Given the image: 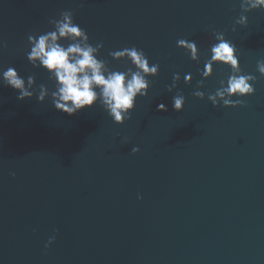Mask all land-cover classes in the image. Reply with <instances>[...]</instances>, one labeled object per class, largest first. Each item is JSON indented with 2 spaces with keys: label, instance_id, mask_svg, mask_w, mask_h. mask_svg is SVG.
Returning a JSON list of instances; mask_svg holds the SVG:
<instances>
[{
  "label": "water",
  "instance_id": "water-1",
  "mask_svg": "<svg viewBox=\"0 0 264 264\" xmlns=\"http://www.w3.org/2000/svg\"><path fill=\"white\" fill-rule=\"evenodd\" d=\"M62 10L103 42L107 67L125 69L108 52L136 46L159 70L120 125L99 102L69 117L0 84V264H264V10L233 31L240 0H0V71L51 88L28 63L26 38ZM221 34L256 76L242 106L208 99L229 75L218 62L203 72ZM178 39L196 42L197 61Z\"/></svg>",
  "mask_w": 264,
  "mask_h": 264
},
{
  "label": "clouds",
  "instance_id": "clouds-1",
  "mask_svg": "<svg viewBox=\"0 0 264 264\" xmlns=\"http://www.w3.org/2000/svg\"><path fill=\"white\" fill-rule=\"evenodd\" d=\"M257 9L264 10V0H240L241 14L235 19L232 30L235 31V25L246 26L245 13ZM48 24L51 30L27 35L26 59L33 68L42 69L47 74L51 88L45 83L36 85L34 74L25 78L13 66L0 71V84L15 91L16 99L20 101L31 99L34 95L38 103L48 98L56 111L69 117L91 109L99 102L114 124L120 125L130 119L137 96L146 97L148 94V75L157 76L159 64L150 65L142 49L130 46L108 52L113 61H124L127 64L125 69L107 67L109 61L100 56L103 42L90 43L87 30L75 21L74 10L60 11L58 18H50ZM217 40L219 42H213ZM176 43L177 47L186 45L182 49L190 60L199 59L200 52L195 41L178 39ZM4 46L0 42V47ZM236 53V45L223 34L210 40L204 60V75L207 76L213 69V62L223 67L229 66L226 85L221 81V87L208 96L214 108L242 106L243 101L239 98L254 93L256 76L242 72ZM256 71L264 76V59L257 60ZM177 79L178 75L174 73L173 80ZM184 80L190 81L191 75L186 74ZM167 91H172L171 86L167 87ZM193 95L202 96V93L195 91ZM184 103L185 97L177 93L172 96L171 109L179 112ZM156 111H167V107L160 103ZM131 151L135 153L139 149L133 147ZM54 240L55 235L49 237L45 248Z\"/></svg>",
  "mask_w": 264,
  "mask_h": 264
}]
</instances>
